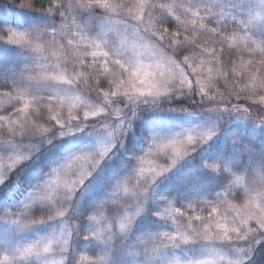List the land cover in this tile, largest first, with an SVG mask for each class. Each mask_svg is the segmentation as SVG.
Wrapping results in <instances>:
<instances>
[{
	"label": "snow or ice",
	"instance_id": "obj_1",
	"mask_svg": "<svg viewBox=\"0 0 264 264\" xmlns=\"http://www.w3.org/2000/svg\"><path fill=\"white\" fill-rule=\"evenodd\" d=\"M45 3L0 13V250L257 264L264 0Z\"/></svg>",
	"mask_w": 264,
	"mask_h": 264
},
{
	"label": "rangeland",
	"instance_id": "obj_2",
	"mask_svg": "<svg viewBox=\"0 0 264 264\" xmlns=\"http://www.w3.org/2000/svg\"><path fill=\"white\" fill-rule=\"evenodd\" d=\"M12 11H16V10H12ZM0 13L3 14L4 18L6 19H13L12 17V12L10 11V9L8 8L7 5H3L0 4ZM170 30H173L172 28H170ZM7 40V33L6 30H4V26L0 25V42L4 43ZM248 57L245 56L244 59H247ZM244 106V105H242ZM3 131V130H0ZM150 166L149 162L146 160L144 167L145 169H147ZM123 195V193H121ZM30 215H33L32 213H30ZM99 220V224L96 225L97 227H103V225L106 223L105 219L101 216L98 217ZM79 255H87L90 259L94 258L92 253H88V252H82ZM79 258V257H78ZM0 264H13L12 262V257L10 255H8L4 250H0ZM82 264H88L87 261L82 262Z\"/></svg>",
	"mask_w": 264,
	"mask_h": 264
},
{
	"label": "trees",
	"instance_id": "obj_3",
	"mask_svg": "<svg viewBox=\"0 0 264 264\" xmlns=\"http://www.w3.org/2000/svg\"><path fill=\"white\" fill-rule=\"evenodd\" d=\"M31 0H0V4L7 5L10 10H16L20 11L22 5H27L30 3ZM44 4L45 7H47V4L45 3V0H35V8L40 9L41 5ZM1 43V42H0ZM0 91H9L6 87H0ZM233 103H239L240 105H246L248 102L245 100H236V97H232ZM237 204L242 203V201H235ZM33 215H38V213H32ZM257 264H264V257L257 256Z\"/></svg>",
	"mask_w": 264,
	"mask_h": 264
}]
</instances>
